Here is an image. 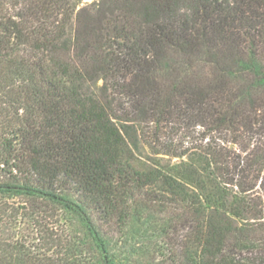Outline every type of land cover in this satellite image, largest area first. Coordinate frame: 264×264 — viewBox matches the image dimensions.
I'll return each instance as SVG.
<instances>
[{"label": "trees", "instance_id": "16d2710c", "mask_svg": "<svg viewBox=\"0 0 264 264\" xmlns=\"http://www.w3.org/2000/svg\"><path fill=\"white\" fill-rule=\"evenodd\" d=\"M0 264H264V0H0Z\"/></svg>", "mask_w": 264, "mask_h": 264}, {"label": "rangeland", "instance_id": "374dc122", "mask_svg": "<svg viewBox=\"0 0 264 264\" xmlns=\"http://www.w3.org/2000/svg\"><path fill=\"white\" fill-rule=\"evenodd\" d=\"M86 3H91L93 0H84ZM102 86V81L97 82L96 87L99 88ZM204 131L203 128L190 127L187 128L185 125L176 124L170 126V129L167 128L165 137L162 138L164 143L173 142L177 145L182 146V149L185 148H196L199 145V138H201V133ZM236 148V146H232ZM186 161V158H172L171 156L166 155H156L154 151L146 145L140 146V151L135 154L134 164L136 167L142 170H147L151 166L157 164L163 168L171 171L175 170L176 166H179L180 163Z\"/></svg>", "mask_w": 264, "mask_h": 264}]
</instances>
